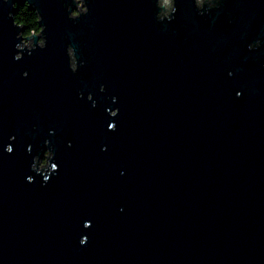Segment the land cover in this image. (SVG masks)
Listing matches in <instances>:
<instances>
[{
    "label": "water",
    "instance_id": "obj_1",
    "mask_svg": "<svg viewBox=\"0 0 264 264\" xmlns=\"http://www.w3.org/2000/svg\"><path fill=\"white\" fill-rule=\"evenodd\" d=\"M14 3L0 264H264V0H29L20 60Z\"/></svg>",
    "mask_w": 264,
    "mask_h": 264
},
{
    "label": "clouds",
    "instance_id": "obj_2",
    "mask_svg": "<svg viewBox=\"0 0 264 264\" xmlns=\"http://www.w3.org/2000/svg\"><path fill=\"white\" fill-rule=\"evenodd\" d=\"M73 3H75L76 7L75 8H71L70 6H67V12H68V17L75 22L82 14H85V10L87 8V4H86V0H73ZM24 5L27 7L29 12L38 13L39 18H40L39 21L41 20V16H40L38 10H32V11L29 10V0H24ZM13 7H17V5L14 3ZM10 15H11V13H10ZM13 23L17 27H25L24 26V21L22 19H20V20L17 19V13L13 17ZM44 28H45V26L39 23L37 28H36V34H39V32L42 31ZM32 35H33L32 29H29L27 27H26L25 31L17 33V39L20 42L15 44V48H16L17 51L15 52L14 58L16 60H20L21 59V57L18 55V52H19V50L21 49V47L23 45H28L29 48L32 47L31 41L29 39V37H31ZM23 75L27 76V72H24ZM6 151L11 153L13 151L12 146L8 145L7 148H6ZM45 163H46V160H45ZM27 179L31 182V178L30 177H28ZM85 242L86 241H84V240L80 241L81 244H84Z\"/></svg>",
    "mask_w": 264,
    "mask_h": 264
},
{
    "label": "trees",
    "instance_id": "obj_3",
    "mask_svg": "<svg viewBox=\"0 0 264 264\" xmlns=\"http://www.w3.org/2000/svg\"><path fill=\"white\" fill-rule=\"evenodd\" d=\"M17 7H15L14 16L17 13V19H22L24 21V31L26 30V27L29 29H32L33 33H36V28L39 24V16L37 13L29 12L27 7L22 4H16ZM29 10H35L29 6Z\"/></svg>",
    "mask_w": 264,
    "mask_h": 264
},
{
    "label": "flooded vegetation",
    "instance_id": "obj_4",
    "mask_svg": "<svg viewBox=\"0 0 264 264\" xmlns=\"http://www.w3.org/2000/svg\"><path fill=\"white\" fill-rule=\"evenodd\" d=\"M52 155V151L49 147L46 148V150L44 151L43 155L40 157V158H37V164L36 166L38 167V169H42L44 167H47L49 165V158L50 156ZM45 160H46V163H45ZM43 166L41 168V163H43Z\"/></svg>",
    "mask_w": 264,
    "mask_h": 264
},
{
    "label": "rangeland",
    "instance_id": "obj_5",
    "mask_svg": "<svg viewBox=\"0 0 264 264\" xmlns=\"http://www.w3.org/2000/svg\"><path fill=\"white\" fill-rule=\"evenodd\" d=\"M164 2V1H163ZM170 2H171V0H167V4L164 2V4L169 8L170 7ZM32 42V41H31ZM28 46V45H27ZM43 164H44V162L43 163H41L40 165H41V168H42V166H43Z\"/></svg>",
    "mask_w": 264,
    "mask_h": 264
},
{
    "label": "bare ground",
    "instance_id": "obj_6",
    "mask_svg": "<svg viewBox=\"0 0 264 264\" xmlns=\"http://www.w3.org/2000/svg\"><path fill=\"white\" fill-rule=\"evenodd\" d=\"M167 4V0H163Z\"/></svg>",
    "mask_w": 264,
    "mask_h": 264
}]
</instances>
